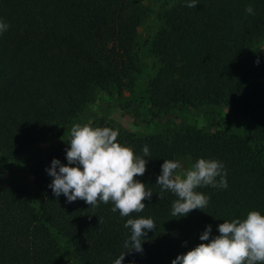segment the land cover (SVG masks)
I'll return each mask as SVG.
<instances>
[{
	"label": "trees",
	"instance_id": "1",
	"mask_svg": "<svg viewBox=\"0 0 264 264\" xmlns=\"http://www.w3.org/2000/svg\"><path fill=\"white\" fill-rule=\"evenodd\" d=\"M190 2L0 0V20L9 25L0 33V162L22 163L31 175L24 184L0 182V264H114L127 251L126 220L138 217L157 228L143 252L126 253L123 264H172L202 242L208 225L211 238L224 221L264 214V0ZM249 5L254 15L245 11ZM146 15L154 22L145 46L155 71L137 97L92 110L96 88L136 91L133 46ZM109 105L137 126L184 110L202 114L213 129L178 125L136 134L105 118ZM219 109L234 121H219ZM75 123L118 130V142L139 156L148 146L151 158L136 179L153 195L142 212L121 217L111 202L93 208L53 194L46 169L53 158L67 164ZM182 157L191 165L222 161L228 187L207 186L205 209L173 218L177 197L156 180L164 160Z\"/></svg>",
	"mask_w": 264,
	"mask_h": 264
},
{
	"label": "clouds",
	"instance_id": "2",
	"mask_svg": "<svg viewBox=\"0 0 264 264\" xmlns=\"http://www.w3.org/2000/svg\"><path fill=\"white\" fill-rule=\"evenodd\" d=\"M196 5L197 0H192L186 6ZM245 11L255 14L251 5ZM8 28L9 25L0 20V33ZM118 136V130L111 127L73 124L70 147L66 151L67 164L53 158L46 169L53 177L49 184L53 194L56 197L63 194L68 203L83 200L93 208L99 203L111 202V211H119L121 217L142 212L146 206L144 200H151L153 192L136 177L146 171L145 157L151 158L149 148L145 145L143 156H139L131 146L119 143ZM181 169L180 160H164L156 180L162 190L177 197L172 203L173 218L208 206L210 195L197 191L198 188L228 187L222 161L199 158L186 170ZM124 227L130 229V238L124 242L127 251L114 264H123L126 253H142L147 233L156 230L157 224L152 218L138 217L127 219ZM211 231L208 225L199 237L202 242L177 255L172 264H264V214L259 210L249 211L244 219L224 221L218 225L219 235L210 238Z\"/></svg>",
	"mask_w": 264,
	"mask_h": 264
},
{
	"label": "rangeland",
	"instance_id": "3",
	"mask_svg": "<svg viewBox=\"0 0 264 264\" xmlns=\"http://www.w3.org/2000/svg\"><path fill=\"white\" fill-rule=\"evenodd\" d=\"M144 2V0H139ZM153 17L146 15L140 22L137 29V36L135 45L133 46V55L136 58L137 72L135 74V92L130 93L127 89L117 93L113 88H96L92 91V99L88 103L89 108L97 111L100 108L102 101H109L111 104H116L118 101L128 98L137 97L139 93L145 87L147 79L153 74L156 68V63L148 52L145 41L148 33L151 31L153 26ZM105 118L107 120H113L118 122L121 126L126 127L136 134H150L163 129L173 128L178 125H189L201 129L202 132H210L213 129L210 126L209 119L205 118L200 113H194L189 111H181L175 116H167L163 121L152 122L149 125L137 126L134 125L130 117L120 111L117 107L109 105L105 112ZM217 119L221 122L232 123L234 118L230 115L227 110L219 109ZM182 164V169L186 170L191 166L189 157H182L179 159ZM31 175L27 168L22 163L12 162L7 165H3L0 162V182H13L16 184H24L25 181H29ZM207 190V186L198 188L197 191L204 192ZM67 256V250H64ZM70 260L72 258L70 257Z\"/></svg>",
	"mask_w": 264,
	"mask_h": 264
}]
</instances>
